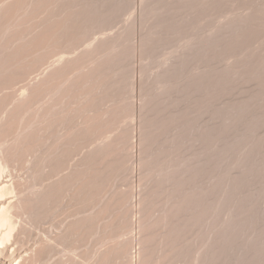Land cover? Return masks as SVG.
<instances>
[{
	"label": "bare ground",
	"instance_id": "6f19581e",
	"mask_svg": "<svg viewBox=\"0 0 264 264\" xmlns=\"http://www.w3.org/2000/svg\"><path fill=\"white\" fill-rule=\"evenodd\" d=\"M142 4L145 5L147 2ZM119 5L121 4L112 3L110 12L116 15L121 13ZM95 6L88 0H0V263L223 264V260L227 261L225 257L229 245L238 238V234L237 237L235 234L246 219L242 212L236 213L235 205L237 206L236 201L239 197H235L234 204L233 194L237 192L236 187L240 189L246 182V179L243 181L241 178L247 177L248 174L244 175L243 169V173L240 172L239 176L237 172L235 174L237 179L243 175L235 181L236 183L225 177L215 176L210 179L213 180L212 186L207 184L208 180L202 178L199 181L205 187L200 185L194 190L193 186L192 188L189 186L190 180L193 177L196 178L195 173H200L198 171L200 168L196 169L195 173V170H191V167L195 168L191 163L192 157L189 154L186 155L188 148L185 155L183 153L177 155L180 152L179 149L178 152L174 151V155L168 156L162 147L165 140L161 136L163 131L168 130L172 124H177L182 117L181 110L169 114L168 108L175 103H180L197 88L205 87L204 89L208 92L212 83V86H217L219 82L224 86L223 81L227 79L231 86L239 84L240 80L244 79L241 81L242 84H252L249 86L250 90L249 87L248 89L244 87L245 92H242L243 89L240 91L238 88H241V83L237 85V89L239 93L244 94L249 91L247 97L243 96L248 98V101L255 100L249 103H257L259 98L264 97V24H262L264 22L261 19L262 16L264 19V5H261L262 9L258 8V12L254 10L255 14L252 10L251 13L248 11L250 14L242 13L234 19L232 17V20H226L218 27L215 32L217 34L214 35L216 41H220L218 38L222 41V39L226 40L223 36L227 34L233 35L234 39L238 37L240 39V37L248 36L250 38L251 34L257 33L261 39L256 38L260 41L257 46L254 47L251 44L253 48L249 46L248 51L246 47L250 43H247L254 41L252 42L251 39L248 41L246 38L248 42L244 43L247 44L244 45L247 49V51L243 50L244 56L240 55V59L229 61L227 69L221 66L224 69L222 72L221 68L220 70L219 68L201 70L198 74V71L193 72V78L189 74V78L192 79L186 82L184 80L183 85L180 83L181 80L180 84L177 82L179 85L173 84L176 88L173 85L171 87L167 85L157 91L154 89V94L147 99L144 98L145 100L139 104L135 93L129 97V101L123 98L126 89L139 86L143 89L142 94L145 93L147 96V93L152 92L156 82L158 85L161 82L167 83L166 80V82L158 81L167 79L169 75L178 72L177 69L183 64L181 61L183 55L176 54L173 60L162 61L153 74L138 83L133 80L136 76L132 75L131 79L130 73L128 77L130 80H128L131 86L128 85V88L125 86L124 89V83L121 87L123 77L121 78L119 69L116 67V63L123 54L119 46L124 33L119 27L115 30V26L110 25L109 21L106 22L104 10L98 8V4ZM259 9L262 12L261 17L257 15L261 14ZM242 15L243 21H241ZM248 15L250 17L253 15V19H250ZM245 17L248 20L244 19ZM255 19L260 23L253 24L263 26L259 27L262 29L258 31L259 33L253 31L257 26L253 27L251 22L249 24L247 22L255 21ZM103 30L109 32L106 33ZM256 39L254 40L257 41ZM196 45H190L188 51L193 50L191 48ZM132 48L129 52L134 53L138 50V48L135 50L136 45ZM191 53L193 52H186V54ZM223 72L224 75H222ZM173 76H171L172 79H169L171 78L169 76L168 81L173 80V83L174 80L177 81L178 78L174 79ZM238 79L239 82L235 83ZM214 82L218 83L214 84ZM226 87L228 88V85ZM131 88L128 91L132 90ZM182 92L190 94L183 96ZM230 92L233 93V90L231 89ZM223 93L221 96L225 98L232 94L223 96ZM239 93L240 96L241 93ZM181 94L183 98L180 97ZM117 98L120 99L117 100ZM231 99L229 98L230 101ZM111 100L113 103L106 105V102ZM247 100L244 99L245 103H248ZM263 100L258 101L260 106L264 104ZM244 101L241 99L243 105ZM235 102L238 101L235 100ZM235 102L224 104L227 106L230 104L231 107L239 103ZM240 104L242 103L237 105L238 108L242 106ZM257 104L255 107L259 108ZM219 106L220 104L215 109ZM237 106L235 110H238ZM230 107L226 113H231L230 109L233 107ZM220 108L224 107L220 106ZM220 108L219 111L217 110L218 113ZM226 108L224 109L227 110ZM71 109L74 116L71 114L73 118L69 121L70 116L67 121L66 118L70 115ZM261 110L260 108L256 111ZM226 113L224 114L228 115ZM232 113H235V116L233 117L232 114L228 120L229 118L224 119L220 112V116L229 121L227 123L229 127L234 119L237 121L235 117L238 112L232 111ZM183 115L185 116L184 112ZM258 116L260 115L257 114ZM254 117L251 120L255 121L257 117L255 119ZM124 120L130 121L129 127ZM258 120L257 118V122ZM123 121L129 129L125 125L122 126ZM66 122L69 124L66 125L67 129L70 128L68 126L71 122V126L75 125L74 130L66 131L64 126ZM220 123L224 125L225 122L220 120ZM246 123L248 121L244 122V126L242 125L245 129H247ZM262 124L264 125V121L261 122L263 128ZM249 127L251 129L254 126L249 125ZM178 130L180 131V128ZM55 131L59 133L56 134ZM220 131L218 129V132ZM247 132L248 130L245 131L246 135ZM254 132L257 133L256 131L250 133L254 134ZM54 133L57 136L54 137ZM180 134L182 133L179 132V136ZM206 135L211 138L214 134L211 137ZM254 135L257 136L254 138L255 141L259 143L261 140L260 136L258 137L259 134ZM216 136H213L214 139ZM159 137L161 144L157 149L154 146L157 147ZM230 139L229 135L226 140ZM209 141L211 144V140ZM256 142L248 141L251 146L247 148L246 143V148L243 147L246 152L244 153L247 155L249 153V157L251 153L249 150L257 146ZM242 145L245 144L242 143ZM259 145L260 143L258 147ZM258 147L254 149L259 150ZM83 149L85 150L82 151ZM216 149L217 151L214 152L213 147L212 152L220 151L218 147ZM257 150L251 153H256L254 157H258ZM202 152L199 154L204 155L203 159H218L217 154H207L209 150L206 154L211 158ZM225 153L227 154V151ZM226 154L220 155L219 159L229 156ZM213 155H215L214 158ZM234 155L235 159L229 156L235 160L232 163L241 159H237V154ZM197 156L195 158H198ZM228 158L226 160L231 162L232 160ZM239 160L238 163L243 161L245 164L244 160ZM70 161H73L72 164H69ZM208 166H206L207 170H209ZM217 167L222 168L218 165L215 170ZM262 168L264 169V166ZM248 169L249 175H253L250 171L252 169L250 167ZM223 170L225 171L226 168L222 169V172ZM261 172L259 175H262ZM232 175L229 174V176ZM202 180L207 183H203ZM196 181L198 180L193 181L195 185ZM237 184L241 185L237 186ZM187 185L189 187H186ZM257 190V194L253 196H259L260 193ZM209 193L212 194L211 199L208 197ZM261 197L264 198L262 195ZM257 199L254 202L258 203ZM259 203L257 206L264 205V202L260 205ZM252 206L255 207V204L253 203ZM250 209L251 214L254 213L250 215L253 218L255 211L252 212L254 208ZM261 209L264 210L262 207ZM257 216L259 217V213ZM256 217L252 220V225L257 224L256 219L260 218ZM254 220L255 223H253ZM258 226L256 227L259 228ZM258 234L260 233H256V236ZM256 239L257 237H254V241ZM259 239L256 240V244L260 243ZM258 246L254 248H258V252L262 251L260 254L263 255L264 246L261 251L259 248L262 245ZM243 251L240 252L243 253ZM245 254L247 255V252L244 251L243 258ZM257 255L254 254L252 257L255 256L254 259H256ZM235 257L232 258L234 261ZM235 264L242 263L238 259Z\"/></svg>",
	"mask_w": 264,
	"mask_h": 264
},
{
	"label": "rangeland",
	"instance_id": "374dc122",
	"mask_svg": "<svg viewBox=\"0 0 264 264\" xmlns=\"http://www.w3.org/2000/svg\"><path fill=\"white\" fill-rule=\"evenodd\" d=\"M88 1L92 2L94 6H95V4L96 5L98 4L99 5L98 8L103 9L105 12V17L107 19L106 22L109 21L108 23L110 25L115 26V30L117 29L116 27H119L121 29V32L124 33V35H123L124 37L122 36L123 40L120 41L121 46H119V49L122 48L123 54H121L122 57L120 58L119 62L116 63L117 64L116 67L119 69V75H121V78L123 77L122 78L123 80L121 81V87H122V84L124 83L123 84L124 89H125V86H127V88H128V85H129V87L131 86V84L129 83L130 78H128V77H130V75H131V79H132V75L136 76L135 79H133V80H135L136 83H138V82L142 81L143 79H145L146 77H148L149 75L153 74L157 70L158 66L161 64L162 61H166L167 59L173 60L175 57L174 55H176V54H178L179 56L183 55V59L185 57L184 61L181 58L182 59L181 61L183 62V64H182V62L180 63V65L182 64V66L181 67L179 66V68L177 69L178 72H176V74L174 72L173 73L174 76H173V74L169 75L170 77L173 76L174 79L178 78L177 81L174 80V83H173V80L168 81L169 76L167 79L166 78H163V80L160 79L158 82H160V81L166 82L167 81L168 84L167 83L163 84L161 82L162 84L160 83L161 85L160 84L158 85V83L156 82V84H157V86L155 84L156 88L154 87L151 90L152 92H149V93L146 92L147 96L145 93H143V94H145V96H143L142 91H141L143 89L139 88V86H137V87L135 86L133 89L130 87L132 90H129V91H128V89H130V88L126 89L129 93L127 91H125L127 93V96H126V93H124L125 95L124 94H123L124 96L122 95L123 98L126 101H129V99H130L129 97H131V95L133 93H135L136 97H137L138 104H139V102H142V100L149 98L151 96V94H154L155 91H157L158 89H161L162 87L165 88V87H167V85H168V87L169 86L171 87L173 84L179 85L180 83H182V85H183L184 80L186 82L187 80L193 78V75H194V74H192L193 72L196 73L198 71L197 72V74H198V73H200L201 70L203 71L206 69L207 70H209V69L217 70L219 68V70H220L221 66H223L224 69L225 68L227 69L228 64H230L229 61H232V60L235 61L236 59L237 60L240 59V55L244 56V54H245V51H243L245 49L244 45L246 46L247 44L250 43L249 45H247L248 47H246L249 51L250 50L249 46L251 49L253 48V47H251L252 46L251 44H253V46L255 47L259 44L258 42H260L259 40H257V39H260V37H258L259 35L257 33H255L256 35L251 34L250 38H248L249 36L246 37V38H248V41L250 39L252 40V42L254 41L253 43L246 41V38L240 37V39H239V37H238V39H234L233 35L231 36V34L230 35L227 34L229 36V38H227L228 37L227 35L223 36L224 39H226V40L222 39V41L217 36L216 39L218 38V40H220V41H216L214 35L217 34L215 32L218 29V27H220V25H222L223 22H226V20H228V19L232 20L231 19L232 17L234 19L235 16L241 15L242 13L243 14H245V13L250 14L254 10H256L258 12L259 7L262 9V6L264 5L263 4L264 0H91V1L88 0ZM142 2H144V3L147 2V4L144 5V4H142ZM112 3H120L121 4V5H119L121 7V13H118L119 16H118V14L116 15V14H113L110 12V6L112 5ZM261 9H259L260 10L259 13L261 12ZM253 13L255 14V11ZM257 15L258 16L260 15V17H261L262 12H261V14H257ZM257 15H256V18H257ZM252 16L253 15H251V17L249 16L250 19H253ZM243 17L244 16L242 15L241 21H243ZM246 17L244 19L248 20ZM254 17H255V15H254ZM262 17H261L262 22H264L263 21L264 19ZM238 20H240V18ZM257 20H260V19H257ZM247 22H248V24H249V22H251L252 25H251V23H250V25L253 27L257 26L255 24H253L254 22H257L256 24L260 23V22L256 21V19H255V21L252 20V21H247ZM262 24H264V23H262ZM261 26L260 25L257 26L258 28L254 27L253 31L258 32V31L262 30V29H259V27H261ZM109 28H110V26H109ZM255 28L258 30L256 31ZM122 29L124 31H122ZM103 31H105L106 33L109 32L107 30H103ZM261 32H260V36H261ZM123 33H121V34H123ZM230 36L232 38H230ZM97 37H98V35H97ZM251 37H253V38H251ZM220 38H221V36H220ZM254 39H256L257 41H255ZM245 41H246V43L247 42L248 43L244 44ZM195 44H197V45L193 46L194 48L193 47L191 48L193 50L189 49L193 53L186 54V52H190V51H188L189 46L195 45ZM135 45H136L135 50L138 48V50H136L137 52L134 51V53L136 52L135 54L133 53V51L129 52V50ZM247 49H245V50L247 51ZM182 53L186 54V56ZM178 55H177V57H178ZM236 55H238L239 57H237ZM220 63H222V65ZM223 67L221 68V72H222ZM194 68H196V69H194ZM132 71H134L135 74H134V72L132 74ZM224 72L222 75L225 74ZM189 74H191L190 76H192V78H189ZM134 76H133V78H134ZM179 77H180V79H179ZM124 78H126V79L124 80ZM169 79H172V77ZM225 79H226V77L224 78V80ZM242 80H244V79H242ZM242 80H240V82H239V79L235 80V83H237L236 81H238L240 84ZM171 81H172V83H170ZM225 81H223V82L225 83ZM130 82H132V81H130ZM177 82L178 83L180 82V83L178 84ZM229 82L230 81H228V82L226 81L225 84L223 83V85L226 88L225 90H224V86H222V84L220 82H219V84H217L218 82L217 83L214 82V84H217V86L213 85L214 86L213 87L212 86L213 83H212L210 86L211 89H208V92L206 91L207 89L206 90L204 89L205 87H203L202 89L201 88L198 89L196 87L197 89H195L194 91L192 90L193 92L191 94L189 92H187V94L188 93L190 94V95L188 94L189 95L188 97L186 96L187 98H185V97L183 98L182 94H181L180 97L183 98V100L181 99L182 101H180V103H175L174 105L169 107L167 113L170 114V113H173L177 110H181L182 111V117L181 118H183L182 119L183 121H181L182 124L180 123V120H181V118H180V120L178 121V123H180V125L178 123L175 125L172 124L169 127V129L167 128L168 130L163 131L164 133H163V135L161 134L162 135L161 138L164 139L165 141L163 140L164 141V143H163L161 140V142L163 143L162 147L166 150V154H168V156L174 155L175 154L174 151L175 150L177 151L179 149H180L179 150L180 152L177 151L178 152L177 155L182 154V153L185 155L186 149L188 148V151H187L188 153L186 152V155L189 154L192 157L191 163L193 164V166L195 168V169H193L191 167V170H195L194 171V173H195L200 168V170H198L200 173H198V174L195 173L196 178L193 177V179L190 180L191 185L189 184V186H191V188L193 186L192 189H194V190H196L200 185H202L201 181H199V179L201 180L202 178H204L206 181L208 180V182H209V183H207L206 181L204 182V180H202L203 183H207L210 186H212L213 180H210V179H213L215 176H222V177L227 178V180H231L233 182L238 181L241 178V176L243 174L240 175V177L238 179L236 178V176L237 175L239 176V174L243 173V170H244V175L248 174V176H250V177L243 176L244 178L243 179L241 178V180H243V181H244V179H246L245 180L246 182L243 183V181H242V183H243V184L241 183L242 187L240 189H239V187H236L237 192H236V194H233L234 204H235V197L236 198L239 197L241 199V200H239V198H238V200L236 201L237 202V206L235 205V211L237 210L236 213L238 211L242 212L241 214H244V217H246V219L241 223L243 225H241V227H239L238 232L235 234V237L238 236V238H236L234 243L230 244L228 247L229 249H227L228 252L226 253V257H225L227 259L224 258L227 261L223 260L222 262H224V263L228 262V264H235V263H237V261L239 259L242 264H244V263H247V264H264V248H262L264 246V240H263L264 239V218H263L264 210L261 209V207L264 208L263 207L264 205H261V207L257 206V204L259 202H261V203L264 202V198L261 197V195L264 196V189H263V187H264V169L262 168V166H264V154H263V152H264V150H263L264 149V145H263L264 135H262L264 133V127L262 128V126H261V122L263 123V121H264V114H263L264 111H262L264 108L263 107L264 104H261V106H260V104L258 103V101L262 102L264 97L262 99L259 98L261 100L258 99V101H256L258 104L253 103L254 106H252L253 104H251V103L254 102L255 100L254 101H252V100L248 101L247 100L248 98L243 97V96H246L247 92H249V91H246L245 94L242 93V92H245L244 87L247 88V87L251 86L252 84L250 85V83H249V85H248L246 83L244 85L241 83V88H238V86H237V85H239L238 83L232 84L231 86L235 85V87L234 86L231 87L230 84H228ZM232 82H234V81H232ZM175 85H173V87H175ZM227 85H228V88L226 87ZM215 87L217 88V90H220V91H222L221 89H223V91L225 93H223V91L222 92L217 91ZM218 87H221V88H218ZM194 88H192V89H194ZM237 88L240 91L243 89V91L240 92L241 94L238 92L239 90ZM124 89H123V91H124ZM154 89H155V91H154ZM227 89L228 90L230 89V91L232 89L233 93L230 91L228 92ZM249 90H250V87H249ZM213 91H215V92H213ZM217 92H219V94L220 93L221 94L219 95ZM226 92H228V93L226 94ZM222 93H223V96L224 95L226 96L229 93H232L233 95L229 94L230 96H227L228 97V99H227V97L225 98V97L221 96ZM238 93L240 94V96L238 95ZM139 94L142 95L143 97L140 96ZM184 94L185 93H183V96L187 95V94H185V95ZM217 94L219 95V97ZM231 95L233 96V98ZM241 95H242V97H241ZM216 96L219 100H216L217 99ZM234 96H236V98H234ZM229 98L230 99L232 98L231 101L229 100ZM243 98L245 99V101L246 100L248 101V103L247 102L246 103L249 106L245 103ZM119 99L120 98H117V100H119ZM241 99L244 101V105H243V102H241ZM220 100H221V103H220ZM235 100L238 101L239 103H242V104H240V106L241 105L244 106L243 107L244 109L241 108L242 106L240 107L241 109L238 108L239 103L237 102L238 103L237 104L235 102ZM107 102H106V105L113 103L112 100L109 101L110 103L109 102L107 103ZM114 102H115V99H114ZM227 102H230L232 104H234V102H235L238 105V106L236 105L238 110H235L236 109L235 105H231V107H230V104H228V106H227V104L226 105L224 104ZM249 102H251V103H249ZM218 104H220L221 107H224V108L227 107L226 108L227 110H225L224 108H220V106L218 107V109H215V108H217ZM256 104L259 105V108H256L257 107ZM213 105H215L214 108H213ZM245 105L250 107L249 108L250 110L249 109L247 110L248 107ZM229 107L230 108L233 107V109H230L231 113H226V111L227 112L229 111L228 110ZM72 108H73V110L76 111V109H74L75 107L72 106ZM219 108L221 110H224L223 112L220 110L222 115L220 114V112L219 113L217 112V110L219 111ZM253 108L256 110H259L261 108L262 110L260 112H258L256 110L253 111L254 110ZM100 109H98V110H100ZM214 110L218 113V115L216 112H214ZM242 110L243 111L245 110L244 111L245 113ZM246 110L248 111V113ZM232 111H237L238 113L241 112V113H239V114H241L240 117H239L238 113L236 114L235 118L237 119V121L233 118L235 116L234 114L236 112L232 113ZM72 112L73 111L71 109V112H69L70 115L68 116V113L66 114V117L68 116L66 118V120L69 119L71 114L74 113V112L73 113ZM183 112L185 113V116L183 115ZM224 113H226L228 115H225ZM242 113H243L244 117H245V115H248V116H246L244 118V117H242L243 116ZM256 113L260 116L257 117ZM223 114H224V116H223ZM220 115L224 119H226V118L228 119L232 115L233 116L232 118L234 119V120L233 119L232 120L234 122L232 121L233 122L232 123L230 121L232 124H230V127H229L228 126L229 124H227V123H229V121L227 122V120H224ZM237 115H238V117H237ZM249 115H250V117H249ZM73 116H74V114H73ZM73 116L70 117L69 121L73 118ZM251 116L257 117L261 122H259V120L257 122V118L255 119V117H254L255 121L251 120V118H252ZM217 117L219 118V121H218L219 123L217 122V120H218ZM220 117H221V119H220ZM243 118L245 120L247 119L246 121H248V123L249 122L251 123V124L249 123V125H251V127L254 126L255 128L253 127L250 129L249 125H246L248 123H246L245 126L247 127V129H245L243 126H244V122H246V121L245 120L243 121ZM240 119H242V120H240ZM220 120H221V122L222 121L225 122L224 125H223V123L222 124L220 123ZM228 120H230V118ZM124 121L122 123V126H124V125L126 126V124L128 126V122L130 123V121L126 120L125 121L126 124L124 123ZM239 122H242V123H239ZM69 123H70V126H68V127H70V128H68L69 131L74 130L73 128L75 127V125L72 124L73 126H71V122H69ZM72 123H73V121H72ZM66 125H69V124L66 122L64 126H66ZM221 125H223V126L226 125L225 127L227 129H225V127H223V126L221 127ZM127 128H125V130L128 131L129 128L128 129ZM178 128H180V131L178 130ZM65 129H67V126ZM68 129L66 131H68ZM176 129L178 130L177 134H176V132H177ZM218 129L221 130L220 131L221 133L218 132ZM247 130H248V132H247L248 134L246 135L245 131H247ZM213 131H214V133H213ZM249 131L250 132L256 131L257 133L254 132V134H257V135L259 134L258 137L259 136L261 137V138L259 137V139H261L259 143L263 147H261L260 145H259L260 148L258 147L259 143H257L255 141L256 139H254L257 136L254 134H251ZM57 132L59 133V131H57ZM57 132H56V134H58ZM179 132L182 133V134H180L181 136H179ZM223 132L224 133L226 132L225 133L226 136H225V134H223ZM244 133H245V135H244ZM56 134L54 133V137L57 136ZM206 134H208L210 137L213 134L217 135L216 136L217 138L215 137V139H214V137H213L214 135L211 138H209ZM228 134L230 135V138H231L229 141L226 140L229 138ZM221 135L224 136V138ZM213 139H214V141H213ZM219 139H221V140H219ZM209 140H211V144H210ZM158 141H159L157 143L158 145L156 144L157 147L154 146L157 149L160 146L159 144H161L160 143V137H159ZM215 141H217V143H215ZM220 141H222V142H220ZM233 141H235V142H233ZM248 141H250V143L252 141L256 142L255 145H257V146L253 147V150H254V152H256L257 149L255 150L254 148L258 147V149H259V150H257L258 151L257 152L258 157H254V155L256 153L251 154L253 152L252 149L249 150L251 152L250 157H249L248 152H247L248 155L245 154L246 152L244 151L243 147L246 148V143L248 144ZM229 142L231 143V145ZM212 143H213V145H212ZM242 143L245 145L241 146ZM214 144H215V146H214ZM210 145H212V146H210ZM217 145H219L220 147ZM248 145H247V148L251 146V144H248ZM213 147H214V150H213ZM216 147H218V149H220V151L218 150L217 153H214L217 151ZM235 148H236V150H235ZM206 149H207V151L205 152ZM231 149L233 150V152ZM84 150L85 149H83L82 151H84ZM199 150H202V151L204 150V151L202 152ZM208 150H209V153H207ZM210 150H211V152H210ZM212 150L214 152H212ZM221 150H223V151H221ZM198 151H199V153L200 152L205 153V155H207V154H210V155L215 154L216 155L217 154L216 158H218V159L220 158V155L224 156L226 154L225 151H227V154L229 156H231L230 154L233 155V156H231V157H233V159H235L234 154H237V159L241 158L242 160L245 161V164L243 161H241V159L240 160L238 159L239 161H241V163L239 162L240 165L237 162L238 160L236 161V163H232L235 160L231 159V157H229L227 154H226V156H228L229 158L228 157H225V158L221 157L222 160L219 159V161H218V159H212L211 156L209 157V155H207V156L211 159L209 160L207 158L208 160H206V159H203V158H205V157H203L204 155L202 156L201 154L197 153ZM235 151H236V153H235ZM260 151H262V152H260ZM197 154H198V156H197ZM258 154L259 155L262 154L261 155L262 157L259 156ZM215 155H213V158L215 157ZM196 156L198 158H195ZM226 158L231 159L232 161L230 162V160L228 161V160H226ZM71 162H73V161H70L69 164H72ZM262 162H263V164H261ZM192 164H191V166H192ZM207 165H209L208 166L209 170H210L209 167L212 166L211 171L207 170V168H206ZM218 165L222 168L217 167V170H215L216 166H218ZM198 166H200V167H198ZM232 167H233V169H232ZM234 167L236 170L234 169ZM249 167H250V169H252L250 171L252 172L253 175H249V171H248ZM225 168L227 171L225 170L226 171L225 172L223 170V172H222V169H225ZM182 170H184V169H182ZM218 170H219V172H218ZM228 170H230V173H228L229 172ZM253 170H254V172H253ZM245 171H247V173ZM261 171H263V173ZM183 172L184 171H182V173ZM211 172H213L214 174ZM220 172H221V174H220ZM237 172H238V174L235 175ZM251 172H250V174H251ZM255 172H256V174H254ZM260 172L262 173L263 177H262V175H259ZM192 173H193V171H192ZM223 173H226V174H223ZM232 173L234 174V176L232 175ZM229 174L232 176H229ZM226 175H228V177H226ZM252 176H253V178H251ZM195 180L199 181V182L198 181L195 182L196 185L193 182ZM135 183H136V180H135ZM207 184H206V186H207ZM241 184H237V186L238 185L240 186ZM189 186L187 185L186 187H189ZM202 186L205 187L204 184ZM261 187H262V189H261ZM210 189H211V187H210ZM257 189H259L260 192ZM256 190L258 191V193H260L259 194L260 198H259V196H253V195L257 194ZM262 190H263V193H262ZM210 193H211V191H210ZM248 193L250 195H248ZM211 195L212 194H210L208 197L210 198ZM255 197L259 198L260 200L255 198ZM252 199H254V201L257 199V201H259V202L256 203ZM251 203H252V205L254 203L255 207L257 206L256 209L254 206L250 205ZM261 203H259V205ZM250 208H252V210L254 208V210L252 211V212L255 211L254 217H256L257 214L259 213V217L263 218V219H260L257 216L256 218H259V219H256L257 224L255 223V220H254L253 223H255V224L252 225V220L255 218L254 217L252 218V216H250V215H254V213L251 214ZM257 208L260 209V212H261V210L263 211V212H261L263 215L260 214L259 209H257ZM256 210H258V211L256 212ZM260 215H262V217ZM257 220H259V222ZM261 222H263V223H261ZM255 225L256 226L260 225V227L258 226L259 228H257ZM254 227H255V229H254ZM240 229H241V231H240ZM257 229H258V231H257ZM259 229L260 230L262 229L261 230L262 232H260ZM255 232L260 233L261 236H260V234H258V236H256ZM254 237H257V239H259L260 237H261V239L263 238L262 241H261V239H259L260 243H258L259 246L262 245V246H260L259 249H260V251L263 249V255L260 254V253H262V251L258 252V248L257 249L254 248V246L255 247H256V245L258 246V244H256L257 239L254 241ZM243 238H244V240L242 241ZM259 240H258V242H259ZM231 246H232V250L230 251ZM135 247H137V245ZM233 247H234V249H233ZM235 248H237L236 251H235ZM243 249H244L245 253L247 252V255L245 254L244 258L242 256L244 254ZM135 251H136V248L134 249V252ZM240 251H243V253H241ZM231 252L232 253L235 252V253L232 254ZM252 252L256 255L259 253L260 255L258 254L256 256V259H254L255 256L252 257L254 255V254H252ZM229 254H230V256H229ZM231 255H233V257ZM235 255H236V257H235ZM231 257L232 258L235 257L237 260L235 259V261H234V259H232Z\"/></svg>",
	"mask_w": 264,
	"mask_h": 264
}]
</instances>
